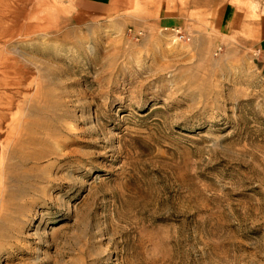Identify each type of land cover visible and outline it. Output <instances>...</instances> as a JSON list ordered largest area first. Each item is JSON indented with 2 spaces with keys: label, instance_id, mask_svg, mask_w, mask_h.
Instances as JSON below:
<instances>
[{
  "label": "rangeland",
  "instance_id": "374dc122",
  "mask_svg": "<svg viewBox=\"0 0 264 264\" xmlns=\"http://www.w3.org/2000/svg\"><path fill=\"white\" fill-rule=\"evenodd\" d=\"M124 1L0 12V264H264V61Z\"/></svg>",
  "mask_w": 264,
  "mask_h": 264
},
{
  "label": "crops",
  "instance_id": "0c3cea01",
  "mask_svg": "<svg viewBox=\"0 0 264 264\" xmlns=\"http://www.w3.org/2000/svg\"><path fill=\"white\" fill-rule=\"evenodd\" d=\"M78 1L98 8L112 2ZM131 1L136 2L138 15L130 12L128 17L135 25L179 29L194 39L210 32L249 46L264 61V0H185L184 4H179L182 0H128V6L123 3L121 9L135 10Z\"/></svg>",
  "mask_w": 264,
  "mask_h": 264
},
{
  "label": "bare ground",
  "instance_id": "6f19581e",
  "mask_svg": "<svg viewBox=\"0 0 264 264\" xmlns=\"http://www.w3.org/2000/svg\"><path fill=\"white\" fill-rule=\"evenodd\" d=\"M19 0H0V12L2 14H12L17 12H22L24 10V7L17 8L15 7V2ZM23 2V0H20Z\"/></svg>",
  "mask_w": 264,
  "mask_h": 264
},
{
  "label": "built area",
  "instance_id": "2783aa9c",
  "mask_svg": "<svg viewBox=\"0 0 264 264\" xmlns=\"http://www.w3.org/2000/svg\"><path fill=\"white\" fill-rule=\"evenodd\" d=\"M176 32V35L179 39H187L183 33L179 29H173Z\"/></svg>",
  "mask_w": 264,
  "mask_h": 264
}]
</instances>
